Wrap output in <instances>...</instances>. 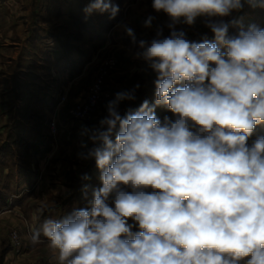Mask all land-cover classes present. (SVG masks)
I'll use <instances>...</instances> for the list:
<instances>
[{
    "label": "clouds",
    "instance_id": "clouds-1",
    "mask_svg": "<svg viewBox=\"0 0 264 264\" xmlns=\"http://www.w3.org/2000/svg\"><path fill=\"white\" fill-rule=\"evenodd\" d=\"M245 4L264 8V0H152L169 35L158 27L151 41L123 25L155 74V102L122 115L136 85L115 94L98 127L82 129L92 147L82 144L80 156L95 160L100 186L90 199L84 186L85 207L33 229L32 245L46 238L59 264H264V135L250 142L264 125V28L226 19ZM83 11L114 19L120 8L89 0ZM197 19L213 39L177 29ZM161 106L172 116L158 118Z\"/></svg>",
    "mask_w": 264,
    "mask_h": 264
},
{
    "label": "crops",
    "instance_id": "crops-1",
    "mask_svg": "<svg viewBox=\"0 0 264 264\" xmlns=\"http://www.w3.org/2000/svg\"><path fill=\"white\" fill-rule=\"evenodd\" d=\"M88 3L89 0H33L31 9L27 7L26 10L31 11L32 17L21 16L14 20L4 10L9 1L0 0V75L12 61L8 45V40L12 38L14 41L30 38L57 41L63 38L66 44H72L67 42L69 40L81 41L80 47L75 46L74 51L69 50L64 56L61 55L60 45L51 46L50 59L45 58L47 62L37 61L39 70L31 85V95H34V103L43 109L41 120L36 114L27 115L23 111L22 104L26 99L23 92L16 93L17 100L13 106L0 110V218H5L11 226L16 224L23 239L22 248L18 251L11 244L5 248L1 264H59L46 238L41 237L42 242L37 245H32L30 241L24 243L26 236L22 229L27 228L31 235L33 229L39 228L48 219L46 213L40 212L44 202L46 209L58 212V218H63L73 210L69 204L77 201L80 208L87 205H83L82 189L85 185L89 186V199L92 186H100L95 160L80 156L87 151L82 144L91 147L87 136L81 135L82 129L96 123L74 121L68 112L71 104L78 101L71 99L77 80L90 74V83L96 67L113 59L107 78L110 82L109 97L100 104L98 114L102 116L99 121L107 115L106 105L116 93L133 90L136 85L139 87L135 88V100H125L119 105L122 115L129 109L137 110L144 100H148L150 105L155 102V74L143 60L136 58L138 47L126 35L123 25L134 29L137 41H151L158 27L164 28L165 36L169 35L166 27L169 18L153 10L152 0H113L120 8L114 19H110L107 13L86 14L83 10ZM44 10L48 11V15L43 13ZM149 16L155 19L152 26L146 28L144 22ZM76 17H80V25L75 22ZM226 19H234L244 27V24H255L264 28V8H252L245 4L241 11ZM177 29H183L191 40H199L205 34L213 39V34L201 19H197L192 26L179 24ZM236 31L237 28L230 29L232 33ZM94 39L98 40L97 43ZM90 41L95 44L94 47L89 46ZM18 46L19 43L15 48ZM19 51L14 52L13 57H17ZM41 70L48 74V79L41 76ZM61 94L65 95V100L59 103ZM8 95L5 94L4 101L9 98ZM52 115L57 124L53 135L47 126ZM156 115L162 119L165 115L171 117L172 113L161 106L156 108ZM258 135H264V125L257 126L250 142ZM85 175L88 179H83ZM62 180L64 183L61 184ZM62 195H65L64 198L59 197ZM47 200L52 202L47 203Z\"/></svg>",
    "mask_w": 264,
    "mask_h": 264
},
{
    "label": "rangeland",
    "instance_id": "rangeland-1",
    "mask_svg": "<svg viewBox=\"0 0 264 264\" xmlns=\"http://www.w3.org/2000/svg\"><path fill=\"white\" fill-rule=\"evenodd\" d=\"M8 1H9V4L7 5L6 9H4V10L7 12L8 16L11 19H14V20L16 18L20 19L21 16H24L25 18H28V19L32 17L31 11L26 12V10H27V7L29 9H31V4L33 3V0H22V1H20V0H8ZM79 11H80V9L77 8L76 12L79 13ZM43 13H47V15H48L47 10H44ZM74 20H75V22H78L77 23L78 25H80V23H79L80 17H76V18H74ZM244 25H245V27H247L246 24H244ZM10 26H11V24H10ZM74 30L76 31L77 27L74 28ZM93 41H94V43H97L98 40L94 39ZM67 42H69V43L71 42L72 44H66V41L63 38L59 39L57 41L50 40V39L47 40V39H31V38L30 39H22V40L20 39L19 41H14L13 38L8 40V45L10 46V47L8 46L9 47V59H11L12 61L10 62L9 67L6 68L5 70H3L2 75H0V84H1V86H0V110H2V109L7 110L6 107L9 108L10 106H13V103L16 102V100H17L16 99V93H17V95H19V94H21V92H23L24 96L26 98L24 103L22 104V107L24 108L23 111L27 115L28 114L31 115L32 113H34L37 115V118L39 117L40 120L42 119L41 115H42L43 109H42V107H39L38 103H34V95H31V93L33 91V89L31 88L32 87L31 85H32V82L35 79V76L37 75L38 70H39L37 61L39 59H41L43 62H45L46 61L45 58L48 59L49 57H51V54H52V53H50V52H52L51 46L55 47L56 45H60L59 47L61 49L60 50V52L62 53L61 55L64 56V55L68 54L69 50L74 51L75 46L80 47V45H81L80 44L81 41L77 40V39H74L73 41L69 40ZM18 43H19L18 48H15V46ZM90 45L92 47L95 46V44H93L92 41H90L89 46ZM18 49L20 50L19 55L17 57H13L15 55L14 52H16ZM97 69H98V67H96V70H95L96 72H97ZM96 72H94V75H93L91 82L93 81ZM109 74H110V70H109ZM109 74H108V76H109ZM41 76L44 79H46L48 77V74L44 73L42 71ZM91 76L92 75H90V74L84 75V76H82V78H80V80H77V82L73 85V94H72V98H71L73 101H74V99L79 101L83 97H85V95L87 94L89 87L91 85V82L90 83L88 82L90 80ZM108 76H107V78H109ZM107 78H106V82H105V86H104L105 96H104V98L102 97L103 99L99 100V102L97 103V107L95 109L94 114L89 119H86V120H78L75 117L71 116L72 120L83 121V122L93 121L94 123H96V124L91 125L90 128L99 126V122L101 121V120L99 121V119H101V117H100L101 114L100 113L98 114V110L101 107L100 104L106 100L107 96L109 97L108 87H110V85H109L110 82L108 81ZM87 83H89V86H87L88 85ZM5 94H9L8 95L9 98L4 101L3 99H4ZM165 116H167V115H165ZM163 118H164V116L162 117L161 120H163ZM39 124H40V122H39ZM84 137H86V136H84ZM89 145H91V147H92L91 142ZM27 157L28 156H26V159H27ZM28 159H29V157H28ZM62 183H64L63 180L61 181V184ZM90 187H91V185H90ZM64 196L65 195H62L59 197L64 198ZM53 197H54V195H53ZM83 197H84L83 205L85 206L87 201L85 202V196H83ZM46 202L49 203L50 201L47 200ZM44 203L41 204L40 212L46 213L47 214L46 216L48 218H58V216H59L58 212H54L51 209L50 210L46 209L47 206H45L46 204H44ZM77 203L78 202L75 201L74 204H72V205L69 204V207H73V208L80 207L79 206L80 203H78V206L76 205ZM50 212H54V213L51 214ZM0 221H1V223H0V264H1L2 253L5 250V248L9 244H11V233H12V231L17 230L19 232L20 230L18 229L16 224L11 226V224L6 223L9 221H6L5 218H0ZM3 223H6V225ZM22 230L25 232V234H23V235L26 236L24 243L25 242L27 243L30 241L29 231L27 230V228H23ZM21 235H22L21 232H19L20 241L23 240V239H21L22 238ZM21 248H22V242H21Z\"/></svg>",
    "mask_w": 264,
    "mask_h": 264
},
{
    "label": "built area",
    "instance_id": "built-area-1",
    "mask_svg": "<svg viewBox=\"0 0 264 264\" xmlns=\"http://www.w3.org/2000/svg\"><path fill=\"white\" fill-rule=\"evenodd\" d=\"M113 63V59H108L105 64H102L98 67L94 79L91 82V85L85 97L79 101L74 102L69 107L68 112L70 116H73L78 120H86L94 114L97 103L102 99V97L105 96L104 86L106 78L109 74V69L113 65ZM64 100L65 95H59L58 102L60 103ZM47 126L50 134L53 135L56 133L57 124L54 115H52L47 121ZM11 245L17 251L21 249L20 236L17 230H13L11 233Z\"/></svg>",
    "mask_w": 264,
    "mask_h": 264
}]
</instances>
